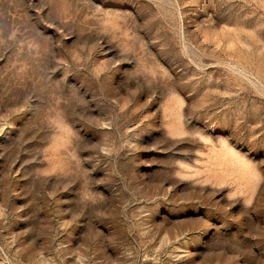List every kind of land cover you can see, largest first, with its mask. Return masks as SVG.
Returning <instances> with one entry per match:
<instances>
[{"label":"rangeland","instance_id":"rangeland-1","mask_svg":"<svg viewBox=\"0 0 264 264\" xmlns=\"http://www.w3.org/2000/svg\"><path fill=\"white\" fill-rule=\"evenodd\" d=\"M0 264H264V0H0Z\"/></svg>","mask_w":264,"mask_h":264}]
</instances>
